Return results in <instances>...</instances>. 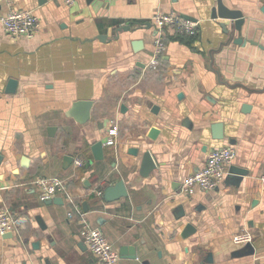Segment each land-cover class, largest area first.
<instances>
[{
	"label": "crops",
	"instance_id": "0c3cea01",
	"mask_svg": "<svg viewBox=\"0 0 264 264\" xmlns=\"http://www.w3.org/2000/svg\"><path fill=\"white\" fill-rule=\"evenodd\" d=\"M10 2L0 4V17L30 10L42 26L27 40L8 37L0 24V210L27 221L0 238V264H101L83 242L79 220L69 219L67 200L40 199L33 183L43 177L63 179L83 210L87 202L91 224L118 251L137 249V259L122 264H264V0H225L253 19L244 45L226 43L212 19L217 0ZM158 12L197 23L199 34L169 35L151 68ZM135 41L143 42L141 50ZM11 80L15 94L6 93ZM78 101L93 103L84 125L68 117ZM218 123L223 139L212 129ZM115 126L117 144L95 161L92 146L105 143ZM154 128L159 135L152 140ZM227 147L236 152L229 170L248 171L241 183L231 182L228 170L217 189L184 193L186 178ZM132 149L153 156L157 170L149 178L141 177V156ZM66 156L74 158L71 166ZM121 179L130 198L96 212L97 193ZM189 223L196 233L186 238ZM245 235L250 242L237 244ZM252 249L254 255L237 256Z\"/></svg>",
	"mask_w": 264,
	"mask_h": 264
},
{
	"label": "built area",
	"instance_id": "2783aa9c",
	"mask_svg": "<svg viewBox=\"0 0 264 264\" xmlns=\"http://www.w3.org/2000/svg\"><path fill=\"white\" fill-rule=\"evenodd\" d=\"M65 5L72 6L75 0H62ZM105 3L111 0H102ZM10 0H0V4L10 6ZM157 33L154 38V50L149 63L151 68H156L159 59L166 51L167 38H193L199 34L197 23L183 20L175 13L165 14L158 12L152 18ZM0 24L12 39L31 40L41 31V19L30 10H10L7 14L0 17ZM108 140L104 143L106 147H112L117 144L119 129L113 127L108 134ZM236 152L232 147L213 150L207 158L205 166L197 173L188 176L183 183L182 190L186 194H193L196 189L201 191H213L217 189L226 179L228 170L233 164ZM77 167H82L83 162L77 160ZM264 181V177L262 178ZM43 202H48L56 197L63 196L71 205L72 210L68 214L69 219L77 218L81 224V238L87 245L90 252L98 259L101 264H122V258L119 251L109 242L101 228L93 227L88 214L84 212L81 204L75 199V196L67 188L63 179L56 177H43L37 179L34 183ZM99 196L101 192L97 193ZM27 221L23 218L14 216L9 210H0V238L8 233L19 230ZM251 238L247 235L236 239L239 245H245Z\"/></svg>",
	"mask_w": 264,
	"mask_h": 264
},
{
	"label": "water",
	"instance_id": "95a60500",
	"mask_svg": "<svg viewBox=\"0 0 264 264\" xmlns=\"http://www.w3.org/2000/svg\"><path fill=\"white\" fill-rule=\"evenodd\" d=\"M45 1V0H43ZM262 12L264 13V7L262 8ZM248 14V13H247ZM251 15H246L240 9H232L227 6L225 0H217V6L212 11V19L219 22V26L221 27L224 35L228 38V42L234 45H244L246 40L243 38L244 29L250 27L253 23ZM189 20V19H188ZM151 28V24L147 26ZM131 29V26H123L116 30V34L121 32H128ZM135 51L141 50L143 47L142 41H135L133 43ZM18 83L15 80H11L7 86L6 93L7 94H15L17 91ZM93 108V103L90 101H78L74 103L71 110L68 113V117L75 120L77 123L84 125L87 124L91 120V112ZM245 112L250 110V106L245 105ZM126 110V107H122V112ZM152 113L157 115L159 113V107L154 106L152 109ZM214 131H217L216 139H223V125L221 123L215 124L212 126ZM50 135L56 131L55 127L49 128ZM159 135V131L157 129H152L149 135V138L154 140ZM93 157L95 161H103L105 158V146L104 141L100 140L96 142L91 148ZM131 154L135 157L141 156V177L149 178L153 172L157 170V164L149 151H146L143 154H140L139 149H132ZM4 161V157L0 154V166ZM24 163H27V159H23ZM64 162L71 166L74 162V158L71 156H66L64 158ZM248 175V171L239 169L237 167H232L229 170L228 177L231 182L235 184L241 183V178ZM130 198V194L126 183L123 179L119 180L113 185H105L101 189V195L99 197V203L96 206V212H104L109 205L114 204L115 202L121 200H128ZM58 199H53L47 202L48 205L52 203H57ZM63 201L62 198H60ZM86 213L91 212V209L87 202L83 205ZM109 210V209H107ZM182 217H186V213L182 215ZM37 221L42 225V229L45 230V226H43L42 219L38 217ZM196 233V228L192 224H187L186 230L184 231V236L186 238L192 236ZM130 240V238L128 239ZM40 243L37 242L34 244V247L39 248ZM119 253L122 259H137V249L131 246H122L119 249ZM255 251L252 249L249 252H246L244 255L238 253L237 256H250L254 255ZM209 261L212 262L211 257H209Z\"/></svg>",
	"mask_w": 264,
	"mask_h": 264
}]
</instances>
